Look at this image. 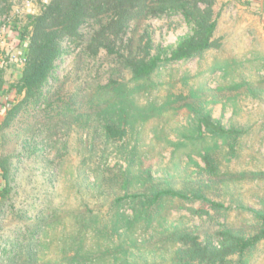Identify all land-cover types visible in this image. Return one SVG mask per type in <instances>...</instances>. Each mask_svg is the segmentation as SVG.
I'll return each mask as SVG.
<instances>
[{
    "label": "rangeland",
    "instance_id": "374dc122",
    "mask_svg": "<svg viewBox=\"0 0 264 264\" xmlns=\"http://www.w3.org/2000/svg\"><path fill=\"white\" fill-rule=\"evenodd\" d=\"M11 1L14 4L10 12L0 17V32H3L4 42V25L6 29L11 25L24 29L29 15L37 12L42 5L41 0ZM213 9L218 21L215 38L219 46L208 50L201 57L173 61L162 67L154 74L155 86L150 93L139 95L138 100L142 103L148 100L161 103L182 93L189 96L190 101L206 105L213 116L221 118L225 124L243 127L246 132L240 138L238 156L227 157L224 147L218 150L224 176L211 181L197 166L204 165L202 158L194 154L193 160L189 159L192 145H183L175 150L170 144V141L184 140L182 134L191 126L189 120L192 115L188 107L171 109L162 116L146 121L130 131L123 141L107 142L96 129L88 105L90 88L109 80L105 52L92 57L82 51V44L72 45L70 51L58 60V66L50 79L51 101L56 100L59 109L51 110V114L39 111L36 114L33 110L18 118L5 130L6 134L0 132V158L2 155H15L21 149L22 136L27 134L24 127L28 125H36L34 133L37 136H34L41 142L37 156L20 161L19 169L13 168L18 157L11 159L14 164L11 170L14 176L11 182L12 199L7 202L11 206H5L6 218L4 215L0 218V246L9 245L16 236L23 235L21 230L30 222L28 219H34L39 209L51 208L63 217L60 221L51 222L40 234L43 235L45 246L40 248L37 264H66L63 256L67 248H62V245L77 234L74 225L77 218L69 212L80 213L92 209L98 214L101 224L110 222L114 214V201L124 194L112 179L120 169L128 168L132 162V150L136 154L133 173L138 172L143 163L144 169L151 170L155 184L159 187L191 189L199 181H205L209 185L204 187L207 196L224 203L227 208L216 214L201 200L188 202L168 198L159 219L150 226L135 224L130 232L123 227L121 238L119 235H115V240H111L112 235H107L108 239L97 237L94 230H88L83 235L87 250H100L102 254L107 248L114 249L122 240L129 242L134 239L136 244L129 245L130 259L140 263L168 264L175 246L167 232L175 227L192 230L202 239L212 236L217 245L221 243L219 231L223 225L243 228L249 233L254 231L255 217L249 208L260 209L264 205V176L236 177L234 171H264V36L250 31L254 30L252 22L243 21L237 15L233 1L214 0ZM93 26L97 25L82 26L83 44L91 35ZM148 27L155 43L164 46L174 45L181 36L190 32V25L184 16L176 13L135 23L129 30V37L138 42ZM3 45L0 43V75L9 85L21 75L22 63L19 61L20 65L16 64V52H6ZM121 78L129 82L131 74L125 72ZM5 91L0 86V95ZM67 107L74 110L69 117L55 114ZM4 115L0 120L4 119ZM24 120L29 121L22 122ZM49 125H53V130L48 131L46 127ZM40 133L42 135L38 136ZM2 183L4 185V179ZM132 190L143 191L136 186ZM202 205L210 209L213 216L194 213L191 209ZM19 211L25 214L22 218L16 216ZM124 212L133 216V208L129 205L124 207ZM93 261L84 264H111L110 258ZM248 264H264V240L249 255Z\"/></svg>",
    "mask_w": 264,
    "mask_h": 264
},
{
    "label": "trees",
    "instance_id": "16d2710c",
    "mask_svg": "<svg viewBox=\"0 0 264 264\" xmlns=\"http://www.w3.org/2000/svg\"><path fill=\"white\" fill-rule=\"evenodd\" d=\"M41 1L42 5L38 11L29 15L24 29L11 25L5 31L10 46L25 44L26 58L16 82L6 85L0 75V86L6 89L5 95H0V114H5L4 119L0 120V132L5 133L7 128L19 120L18 118L32 113L33 110L34 113L39 111L51 114V110L59 109L57 101L54 99L51 101L49 88L51 76L58 66V60L65 52L70 51L69 47L82 44V51L89 56L95 57L105 52L104 60L108 66L109 80L90 88L88 105L90 116L95 119L96 129L107 142L123 141L130 131H134L146 121L162 116L168 110L188 107L192 115L189 120L191 126L182 134L184 140L170 141V144H173L175 150L183 145H192L189 159L193 160L194 154H198L204 165L197 166L210 177L211 181H217L224 176L221 173L218 150L224 147L227 157L238 156L240 138L246 132L243 127L225 124L221 118L214 117L206 105L190 101V97L182 93L161 103L156 100L142 103L140 99L138 100L139 95L150 93L155 86L154 74L162 67L173 61L201 57L208 50L219 46L215 38L218 21L214 17V0ZM13 4L14 2L10 0H0V17L10 12ZM176 13L184 16L190 25V32L181 36L174 45L156 44L149 27L144 29L138 42L129 37V30L135 23ZM85 24L97 26L92 27L91 35L84 45L82 26ZM125 72L131 74V81H123L124 78L121 76ZM192 95L198 96L195 93ZM62 111L55 114L69 117L74 110L67 107ZM35 126L32 124L24 127L27 134L22 136L21 149L15 155H2L0 158L1 176L5 180L0 191V218L2 215L6 218L5 206L11 204H7L12 199L11 182L14 181V176L11 170L19 169L20 161L35 157L39 152L41 142L37 141ZM46 128L48 131L53 130V125ZM41 135L42 133L38 136ZM16 156L18 159L15 160L17 163L14 161L16 164L14 165L11 159ZM130 157L132 162L128 168L120 169L112 179L117 182L124 194L115 199L114 214L110 222L101 224L98 214L92 209L80 213L69 212L77 218L74 223L77 234L62 245V248H67L63 256L64 263L84 264L94 262V259L110 258L111 264H149L148 261L140 263L130 259L129 245L136 244L137 241L134 239L129 242L122 240L123 242L116 244L114 249L107 248L105 253L100 254V250L89 251L85 248L83 235L88 230H94L93 233L97 237L103 236L108 239L107 235H112L111 240H115V235L121 238L120 232L123 227L130 232L135 224L150 226L163 215L164 202L168 198H179L188 202L201 200L203 205L208 204L216 214L227 208L224 203L207 196L204 187L209 185L205 181H199L198 185L191 189L159 187L155 184L151 170L144 169L143 163L140 164L139 171L133 173L132 168L136 162L133 150L130 151ZM234 175L262 177L264 171H234ZM134 186L143 191H133ZM128 205L133 208V216L124 212V207ZM203 205L191 209L194 213L213 216L210 209ZM249 210L255 217L254 231L249 233L243 228L223 225L219 231L221 237L219 245L214 242V237L202 239L199 234L189 229L175 227L168 231V238L175 246L168 264H248L249 255L264 240V205L260 209ZM24 215V212L19 211L16 216L22 218ZM62 217L54 209L47 207L39 209L34 219L32 221L28 219L30 222L21 230L23 235L16 236L9 245L0 246V264H37L40 248L45 246L43 235L40 234L51 225V222L60 221ZM1 226L0 223V229Z\"/></svg>",
    "mask_w": 264,
    "mask_h": 264
},
{
    "label": "crops",
    "instance_id": "0c3cea01",
    "mask_svg": "<svg viewBox=\"0 0 264 264\" xmlns=\"http://www.w3.org/2000/svg\"><path fill=\"white\" fill-rule=\"evenodd\" d=\"M230 1L236 4V13L239 17H242L243 21H251L252 26L254 27V30L250 31H255L258 32L259 34H262L264 36V0H225ZM8 39L5 37V42L4 39L1 42V45H5L3 49L7 52L8 50H12L16 52V64L20 65V63L23 64V61L26 57V48L24 47L23 44H19L18 46H10ZM3 45V46H4ZM16 47V48H14ZM20 61V63H19ZM22 64L20 66H22ZM22 70V67L20 68ZM21 74V72H20ZM20 76V75H18ZM6 91L2 94L5 95ZM1 94V95H2ZM4 113L0 114V117ZM3 178L1 176V171H0V191L3 187Z\"/></svg>",
    "mask_w": 264,
    "mask_h": 264
},
{
    "label": "built area",
    "instance_id": "2783aa9c",
    "mask_svg": "<svg viewBox=\"0 0 264 264\" xmlns=\"http://www.w3.org/2000/svg\"><path fill=\"white\" fill-rule=\"evenodd\" d=\"M6 31V25H4V28L2 29V31ZM2 33L3 32H0V35H1V37H0V43L3 41V38H2Z\"/></svg>",
    "mask_w": 264,
    "mask_h": 264
}]
</instances>
